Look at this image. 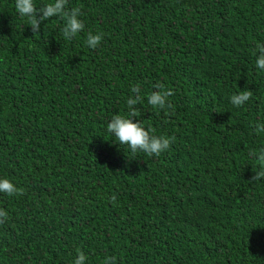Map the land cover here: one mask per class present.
<instances>
[{
	"label": "trees",
	"instance_id": "obj_1",
	"mask_svg": "<svg viewBox=\"0 0 264 264\" xmlns=\"http://www.w3.org/2000/svg\"><path fill=\"white\" fill-rule=\"evenodd\" d=\"M14 4L0 0V178L23 192L0 193V264H264L248 155L264 148V0H68L85 25L70 41L60 16L33 33ZM160 82L172 115L147 103ZM133 86L134 122L174 138L159 157L107 131Z\"/></svg>",
	"mask_w": 264,
	"mask_h": 264
},
{
	"label": "clouds",
	"instance_id": "obj_2",
	"mask_svg": "<svg viewBox=\"0 0 264 264\" xmlns=\"http://www.w3.org/2000/svg\"><path fill=\"white\" fill-rule=\"evenodd\" d=\"M14 6L19 16L27 19V25L31 27L33 33H39L41 25H44L47 20L54 16H60L64 19L62 36L66 40H72L85 27L83 21L79 19L82 15L81 9L79 7L68 8V0H52V2L39 7H37L34 0H15ZM101 40V34L89 32L87 34L86 45L91 49H95ZM257 51L259 55L255 60L256 67L264 71V44H258ZM155 87L158 90L148 94L147 103L154 109L172 110L166 112L168 115L174 114L173 105L168 101V97L174 95V92L171 89H166L163 84H157ZM131 91L134 95L127 99V116L120 114L111 116L106 125L107 131L112 134L120 145H128L133 154L143 152L150 157L153 155L159 157L170 148L174 142V138L154 134L155 130L151 127L146 129L139 119L134 122L132 118L140 116L137 105L142 100V96L139 86H133ZM252 95L253 92L251 90H242L232 95L230 102L232 105L240 107L249 101ZM255 131L257 134L264 132V123H257ZM248 155L250 158L255 157L260 162V170L254 172V175L250 177V181L252 182L259 181L261 178H264V148H261L258 153L249 152ZM22 192L23 189L18 188L8 178H0V193L13 196L22 194ZM7 218V212L0 209V224H3ZM85 260L86 256L81 251L77 254L73 264H85ZM106 264H116V258L114 256L108 257Z\"/></svg>",
	"mask_w": 264,
	"mask_h": 264
},
{
	"label": "bare ground",
	"instance_id": "obj_3",
	"mask_svg": "<svg viewBox=\"0 0 264 264\" xmlns=\"http://www.w3.org/2000/svg\"><path fill=\"white\" fill-rule=\"evenodd\" d=\"M160 83H161V82H160ZM165 83H166V82H165ZM161 84H162V83H161ZM163 84H164V82H163ZM165 85H167V84H165ZM165 85H164V86H165ZM155 86H156V85H155ZM154 88H155V87H154ZM165 88H166V87H165ZM149 89H151V88H149ZM166 89H167V88H166ZM155 90H156V88H155ZM168 99H169V98H168Z\"/></svg>",
	"mask_w": 264,
	"mask_h": 264
}]
</instances>
